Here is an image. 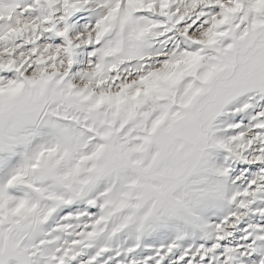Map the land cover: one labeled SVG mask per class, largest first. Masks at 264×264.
I'll list each match as a JSON object with an SVG mask.
<instances>
[{
    "label": "snow or ice",
    "instance_id": "1",
    "mask_svg": "<svg viewBox=\"0 0 264 264\" xmlns=\"http://www.w3.org/2000/svg\"><path fill=\"white\" fill-rule=\"evenodd\" d=\"M0 264H264V0H0Z\"/></svg>",
    "mask_w": 264,
    "mask_h": 264
}]
</instances>
